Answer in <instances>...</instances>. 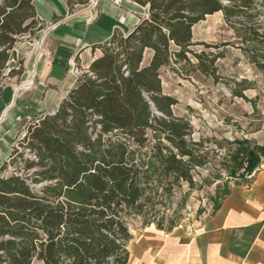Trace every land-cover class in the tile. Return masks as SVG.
Masks as SVG:
<instances>
[{
    "label": "trees",
    "instance_id": "obj_1",
    "mask_svg": "<svg viewBox=\"0 0 264 264\" xmlns=\"http://www.w3.org/2000/svg\"><path fill=\"white\" fill-rule=\"evenodd\" d=\"M130 1L146 16L94 47L100 56L53 114L28 122L1 167L0 264H127L134 223L171 232L176 221L161 222L157 208L180 183L194 188L193 173L208 167L210 153L174 114L178 101L164 94L161 70L175 64L179 77H216L220 49L230 44L194 43L193 29L217 13L232 46L264 62V0ZM66 2L72 11L87 0ZM42 28L34 0H0V91L17 39ZM216 145L219 169L209 177L221 185L212 213L264 160V145L248 139Z\"/></svg>",
    "mask_w": 264,
    "mask_h": 264
},
{
    "label": "crops",
    "instance_id": "obj_2",
    "mask_svg": "<svg viewBox=\"0 0 264 264\" xmlns=\"http://www.w3.org/2000/svg\"><path fill=\"white\" fill-rule=\"evenodd\" d=\"M34 6L44 36L33 85L28 80L0 91V175L26 124L53 114L74 87L71 63L87 69L100 56L94 47L106 44L116 30L129 33L146 16L130 0H87L72 11L66 0H34ZM50 23L56 24L53 30H47ZM248 140L264 145V130ZM127 250V264H264V160L249 184L231 185L219 209L196 230L179 226L166 233L151 225Z\"/></svg>",
    "mask_w": 264,
    "mask_h": 264
},
{
    "label": "rangeland",
    "instance_id": "obj_3",
    "mask_svg": "<svg viewBox=\"0 0 264 264\" xmlns=\"http://www.w3.org/2000/svg\"><path fill=\"white\" fill-rule=\"evenodd\" d=\"M41 30L43 28L35 31L33 35L17 39L14 58L7 64L5 77L1 81L2 87H19L28 80H31L33 85L44 36L40 34ZM193 42L230 46L220 49L224 56L216 61L215 78L198 74H193L190 78L179 77L174 70L177 67L175 64L161 70L164 94L178 101L173 108L174 114L191 123L194 129L193 140L203 139L204 146L210 153L208 167L197 169L193 173L194 188L180 183L163 205L157 208L161 222L166 223L172 218L177 227L185 230H196L210 217L217 194L220 193L217 186L221 184L209 177L219 169L222 151L216 144L233 139H248L255 130H264V62L261 61L260 65L251 63L237 46H232L237 43L236 39L224 24L220 13L206 17L194 27ZM262 47L259 51L264 53V45ZM193 49L200 52L204 48L197 44ZM148 57L147 55L146 59ZM75 66L78 79L81 68L77 63ZM19 69L22 70L21 75L6 76L9 71ZM240 92L244 99L234 96ZM26 123L21 121L19 126L24 127ZM144 229L137 221L131 227V234L133 237L137 236L143 233Z\"/></svg>",
    "mask_w": 264,
    "mask_h": 264
},
{
    "label": "built area",
    "instance_id": "obj_4",
    "mask_svg": "<svg viewBox=\"0 0 264 264\" xmlns=\"http://www.w3.org/2000/svg\"><path fill=\"white\" fill-rule=\"evenodd\" d=\"M56 27V24H48V26H47V30H53L54 28ZM76 63L73 61L72 63H71V71H72V74H73V76H75V77H77V75H78V70L76 69L75 70V68H76ZM82 73V71L80 72V74ZM79 74V75H80Z\"/></svg>",
    "mask_w": 264,
    "mask_h": 264
},
{
    "label": "water",
    "instance_id": "obj_5",
    "mask_svg": "<svg viewBox=\"0 0 264 264\" xmlns=\"http://www.w3.org/2000/svg\"><path fill=\"white\" fill-rule=\"evenodd\" d=\"M12 174H13V172H12L11 170H8V171L6 172V176H7V177H10Z\"/></svg>",
    "mask_w": 264,
    "mask_h": 264
},
{
    "label": "bare ground",
    "instance_id": "obj_6",
    "mask_svg": "<svg viewBox=\"0 0 264 264\" xmlns=\"http://www.w3.org/2000/svg\"><path fill=\"white\" fill-rule=\"evenodd\" d=\"M28 83H29V82H28ZM28 83H27L25 86H30V85H31V82H30L29 84H28Z\"/></svg>",
    "mask_w": 264,
    "mask_h": 264
}]
</instances>
